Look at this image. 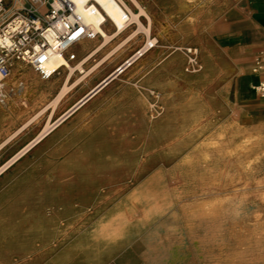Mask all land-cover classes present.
Wrapping results in <instances>:
<instances>
[{"label":"rangeland","instance_id":"obj_1","mask_svg":"<svg viewBox=\"0 0 264 264\" xmlns=\"http://www.w3.org/2000/svg\"><path fill=\"white\" fill-rule=\"evenodd\" d=\"M124 1L151 33L77 45L81 83L55 107L64 67L48 80L15 62L5 81L0 170L57 125L0 172V264H264V107L239 96L224 48L251 0Z\"/></svg>","mask_w":264,"mask_h":264},{"label":"built area","instance_id":"obj_2","mask_svg":"<svg viewBox=\"0 0 264 264\" xmlns=\"http://www.w3.org/2000/svg\"><path fill=\"white\" fill-rule=\"evenodd\" d=\"M14 3L19 5L18 10L0 25V95L15 62L31 66L47 79L50 63L62 58L69 62L76 60L74 47L100 37L91 17H98L104 29L108 22L113 25L105 9L95 0L84 3L81 8L75 0H23L21 4L14 0ZM5 12L6 0H0V16ZM155 45L156 42L149 49ZM253 72L264 75V52L256 56ZM254 90L264 97V81Z\"/></svg>","mask_w":264,"mask_h":264},{"label":"bare ground","instance_id":"obj_3","mask_svg":"<svg viewBox=\"0 0 264 264\" xmlns=\"http://www.w3.org/2000/svg\"><path fill=\"white\" fill-rule=\"evenodd\" d=\"M78 7H82V5L90 0H75ZM97 1L106 11L107 15L110 17V19L113 22V25L116 26V28H114V31H108L106 29H104L102 26H100L99 21L100 19H98V17H91L90 19L95 23V30L100 34V37L102 38L103 43H107L112 41L113 39H115L116 37H118L121 33H123L124 31H126L129 26L132 23H137V25L140 26L141 29H144V31L147 33V35H149L151 33V26H149V28H146L143 26V24L141 23L140 17L142 15H147V12L143 9L140 8V14H135L130 8L129 6L125 3L124 0H95ZM135 2V1H134ZM138 4V3H137ZM136 34V32L131 35L130 38L134 37ZM127 38V37H126ZM130 38H127L130 40ZM120 39V38H119ZM134 39V38H133ZM117 41V40H116ZM128 40H126L127 42ZM126 42H122L123 44L119 45V47L117 48H122L124 46V44ZM116 43V42H115ZM120 43V42H119ZM155 41H148L147 45L140 50V54H136L134 57L128 59L122 66H120L118 68V70H116L115 73H113L112 75H110L107 79H105L99 86H97L94 90H92L90 93H88L83 99H81L78 103H76L70 110H68L62 117H61V121L64 120L66 117H68L69 115L73 114L77 109H79L82 105H84L87 101H89V99H91L92 95L97 92L102 86H106L109 81L112 79H114L118 74L123 73L129 66H131L134 61H136V59L139 56H143L145 54L146 51L150 50L149 47L150 45L154 44ZM97 46V45H96ZM84 47L86 48L87 45H84ZM102 47V43L101 46L99 45V47H97L95 50H93V52H91L92 54H94L96 51H98L100 48ZM125 47V46H124ZM115 49V47H114ZM91 49L88 51H92ZM116 52V51H113ZM90 53V55L88 56V58L90 56H92V54ZM108 54V53H107ZM111 54V52H110ZM115 55V54H114ZM109 57V55H108ZM111 57V56H110ZM87 59V58H86ZM106 59V58H105ZM88 60V59H87ZM108 60V59H107ZM61 65L64 66L63 69L68 70V74H67V78L65 81V84L63 85V88L60 90L59 95H57V98H55V100L52 103V107H55L71 90H73V88H75L76 86H78L81 81L77 80V82H75L74 84H69V81L71 79V77L73 76V74L75 73L76 68H73L69 61H67L65 58L62 59H58L56 62H52L47 66V74L49 75V77L47 78L48 80H50L52 77H54L61 69ZM79 68V65L77 66ZM82 69V68H79ZM29 72V71H28ZM26 72V73H28ZM30 75V73H29ZM26 79V78H25ZM30 80V79H29ZM31 81V80H30ZM33 84L37 85L38 87H41L42 84H44V82L40 81L39 79H37V77H33L32 81ZM50 83V82H49ZM64 83V82H63ZM51 89V88H50ZM59 92V90H58ZM89 98V99H88ZM73 111V112H72ZM72 112V113H71ZM29 124V123H28ZM28 124H26L24 127H26ZM57 124L55 125H48L47 128L45 129V131L39 135L36 139H34L33 141H31L29 144H27L19 154H17L16 156H14L1 170H4L7 166L11 165L12 163H14L15 161H17L18 159H20L22 157V155H24L28 150H30L32 147H34L36 144H38L39 142H41L47 135L48 133L55 128ZM259 144H262L261 141H258ZM244 148H247V146H244ZM264 159V151L261 148L260 153L258 154V160H262Z\"/></svg>","mask_w":264,"mask_h":264},{"label":"crops","instance_id":"obj_4","mask_svg":"<svg viewBox=\"0 0 264 264\" xmlns=\"http://www.w3.org/2000/svg\"><path fill=\"white\" fill-rule=\"evenodd\" d=\"M248 6H250L248 14L231 23L234 33L229 36L227 46L224 48L232 58L234 70L239 74V96L244 97L243 100L248 105H253L251 91L264 81V75L253 72L256 56L264 52V0H251ZM256 107H253L251 111H254ZM258 107H264V97H261Z\"/></svg>","mask_w":264,"mask_h":264},{"label":"water","instance_id":"obj_5","mask_svg":"<svg viewBox=\"0 0 264 264\" xmlns=\"http://www.w3.org/2000/svg\"><path fill=\"white\" fill-rule=\"evenodd\" d=\"M110 81H112V79L110 80ZM109 81V82H110ZM102 88H104V86H102L97 92H95L91 97H93L95 94H97ZM89 99V98H88Z\"/></svg>","mask_w":264,"mask_h":264}]
</instances>
